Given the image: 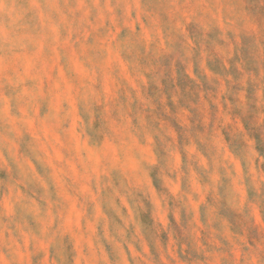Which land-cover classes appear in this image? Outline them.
<instances>
[{
  "label": "rangeland",
  "instance_id": "rangeland-1",
  "mask_svg": "<svg viewBox=\"0 0 264 264\" xmlns=\"http://www.w3.org/2000/svg\"><path fill=\"white\" fill-rule=\"evenodd\" d=\"M0 264H264V0H0Z\"/></svg>",
  "mask_w": 264,
  "mask_h": 264
}]
</instances>
